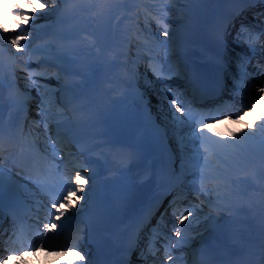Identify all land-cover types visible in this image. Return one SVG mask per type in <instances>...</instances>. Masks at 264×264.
Masks as SVG:
<instances>
[{"label": "rangeland", "instance_id": "obj_1", "mask_svg": "<svg viewBox=\"0 0 264 264\" xmlns=\"http://www.w3.org/2000/svg\"><path fill=\"white\" fill-rule=\"evenodd\" d=\"M39 1L45 4V7L37 8L36 12L27 11L32 20L17 29L8 21L13 15H21V10L11 9L12 0H0V55L6 51L16 59L9 67L15 74L10 77L9 83L13 89L6 90L8 97L0 94V131L5 130L12 119L20 120L21 123L20 131L12 137L14 143L10 144L8 135L0 134L1 196L18 198L22 193L35 197L37 192L42 191L39 186L32 183L34 182L32 177L20 170V164H23L20 162L23 160H26V164H31L27 166L31 167L32 172L39 171L43 175V166L51 168L50 165H62L60 154H55L57 144L55 138L48 132L47 122L58 119L63 128L81 141L94 132L96 118L108 116L109 119L106 120L110 138H106L104 142L112 148L113 145L118 146L116 145L118 137L124 139L126 147L131 152L124 155L134 158L131 166L142 165L137 172L135 189L146 186L150 191L151 172L148 184L146 181L140 183V179L142 176L145 178L144 168L148 165L152 167L159 159L168 163L175 160L173 179L192 187L193 190L202 186L199 184L202 177L209 180L206 187L201 189V198L183 196L182 200L176 202V206L168 208L165 215L184 214L181 219L183 226L181 220H174L173 225L164 223L172 233L169 236H161L164 250L152 253V257H161L155 260L158 264H184L194 246L205 242L207 236L212 233L205 221L216 218V215L208 205L220 204L234 191L233 184L227 185L234 182L231 178L232 172L239 170L253 151L264 154V131L261 130V126L264 125V92L259 91L264 88V49H260L264 47V0H244V5H253L254 10L260 7L258 17L248 12L246 15L234 17L229 22V19L221 14L214 16L213 29L216 32L213 34L216 36L213 39L221 41L224 47L221 53L226 55L229 62L226 66L228 96L221 103L225 108L224 112L208 119H205V114L201 110L192 107L193 104L197 105L195 100L187 105L185 100L176 99L175 94H170L169 77L177 73V62L180 58L176 57L180 50L176 45L178 37L175 39L176 35L165 32L169 25L175 27L174 32L185 26L194 28L191 27L192 21L188 20L186 15V13L190 15L191 12L186 7L172 5L169 1H165L168 12L163 10L164 7L147 9L141 6L142 12L138 13L140 18L135 20L132 26L128 23V27L123 29L122 24L125 22L123 19L137 18L125 10V5L131 2L132 6H138L140 3L143 4L142 1L140 3L134 0H65L63 3L61 0ZM194 5L198 6V3L195 2ZM207 6L205 5V8ZM173 10L184 14L171 12ZM44 12H56L57 15L48 17ZM122 15L125 18L122 19ZM148 17L153 20L148 21ZM145 20L154 26L149 33L142 31L141 36L149 38L152 42L145 45V53L135 52L131 56L129 52L135 49H130L131 42L123 43L122 37H130L133 29ZM161 22V28H156L155 25ZM239 23V28H231ZM3 24H8L7 31L3 29ZM32 26L37 29L32 30ZM253 27L256 29L252 30ZM258 28L262 30L257 31ZM185 33L184 31L183 34ZM206 35L207 33H204L200 37ZM17 36L26 37L21 41L28 39L30 43L17 47L12 43ZM43 36L45 38L36 40ZM73 37L82 39L74 43L70 40ZM138 41L139 37L135 42ZM11 47L15 49L10 50ZM42 47L43 50L36 53V48ZM119 49L122 53L118 52ZM84 53L88 54L81 58ZM144 54L143 70L139 74L135 65L129 66L126 57H130L137 64L138 59ZM163 55L165 59L167 58L164 64L160 62ZM65 59H69L71 64H77V69L67 71L61 65ZM3 61L0 59V63L4 65ZM78 71H87V74L79 73L71 77L70 73ZM4 73L5 69L0 70L1 78ZM28 74L33 76V81L29 79ZM141 75L147 77L149 83L138 87L135 82ZM73 82L78 84L77 95L72 97L76 109L65 107L60 102L59 95L67 94L66 86L68 83L74 84ZM144 91L148 96L139 100ZM21 93L28 94L29 104H23L20 110H16L13 107L18 100L14 98L21 96ZM167 103L169 106H165ZM177 105L182 111L177 110ZM193 111L195 115L190 113ZM159 117L162 122L159 121ZM17 136L21 141L16 139ZM201 144H204L206 149L204 159L198 165L196 152H192V149L198 148ZM157 151H162L163 154H157ZM141 152L144 153V158H140ZM100 155L107 157V154ZM201 166L200 177L195 178V172L198 173ZM208 168H212L213 172H209ZM134 171L135 175L137 170ZM260 173H264V166L252 176L258 177ZM238 180L239 187L246 185L247 176H240ZM216 183L220 184L219 189L214 188ZM228 188L232 191H227ZM122 189L118 190V194L124 196L123 200L127 202L131 191ZM207 190L210 194L206 193ZM137 192L138 190H135V193ZM26 197L28 201L39 203L37 199ZM172 198L175 200V193ZM80 200V203H83V199ZM42 203L51 206L50 202ZM58 205L64 207L65 203L59 202ZM52 209L51 206L50 210ZM65 211H71L70 207L65 208ZM204 213L207 215L206 219H203ZM186 215L188 219L184 220ZM53 216L57 218L64 215L56 213ZM177 227H182L180 236L176 235ZM49 235L48 229L42 232L34 248L36 246L38 248L40 242ZM58 247L53 245L51 249L58 250ZM21 264H38V260L30 262L25 258Z\"/></svg>", "mask_w": 264, "mask_h": 264}, {"label": "bare ground", "instance_id": "obj_2", "mask_svg": "<svg viewBox=\"0 0 264 264\" xmlns=\"http://www.w3.org/2000/svg\"><path fill=\"white\" fill-rule=\"evenodd\" d=\"M142 1L146 4V7H149V9H153V8H157V7H164L163 10L166 12H168V11L166 9L165 1H169L172 5H176V6L180 5V6L186 7L188 10L192 11V13L190 15H188L186 13V15L188 16V20L195 21L199 17H202L198 24H197V22H195L197 24V26H201V31L206 30L208 27H213V24L211 23V21L214 19L213 17L215 16L217 10H221V11H224L225 14L229 13V15H232L238 9V8L236 9V5L231 6L232 0H218V1H216V0H142ZM195 2H198L199 4L210 3L209 10L206 12L203 9L198 8L196 6L192 7L193 3H195ZM187 4H191V5H187ZM247 8L248 7L245 8V11L247 10ZM29 10H31V9H29ZM29 10H27V11H29ZM126 10L129 12L137 11L138 13H141L142 7L141 6H132L131 2H129V5L126 6ZM171 12H175L177 14H184V13H180V11H178V10H173ZM150 16L152 17V15H150ZM152 18L154 19L156 17L153 16ZM153 19L149 18L148 21L153 20ZM123 27L124 28L126 27V23H124ZM159 27H160V25L157 26V28H159ZM185 28H186L187 34H189L191 37H189V38L183 37L182 38V36L180 35V37L182 38V41L184 42V45L181 48V50L183 52V59H184L185 63H186V61L189 62L190 59L196 60L194 63L195 66L190 68V72L194 71L197 74V72L199 70H203V71L206 70V66H208L209 63H207L206 66H204V67H203V64H204L205 59L208 58V56H206L205 53H202V52L198 51L195 47H193L190 49L192 56L189 57L188 60H185L186 59L185 54L189 50L190 43H192L193 38L198 36L196 31H192V30L188 29L187 27H185ZM31 29L36 30L37 28L35 26H32ZM142 31H143V33H149L150 31H152V24L147 23L146 21L143 22L141 24V27H137L135 29V32H133L132 37L123 39L124 42H127V43L129 41L132 42L131 48L135 49V50L131 51V55L135 54V52H139V54L144 53L145 52L144 51L145 44L152 42L147 37H141L140 41L135 42V38L140 37V33H142ZM42 38H45V37L44 36L39 37L36 40H40ZM201 41L204 42V44H203L204 48L205 47H213L214 51L215 50L218 51L219 47L217 45H215V46L211 45L212 43L210 42L211 41L210 37H209V39L203 38ZM72 42L76 43L77 40H74ZM29 43H30V40L25 39V40L21 41V46H26ZM200 44H201V42H200V40H198L197 46H199ZM11 49L13 50V49H15V47H11L10 50ZM44 49H45V47H44ZM76 49H78V46H76ZM42 50H43V47L42 48H36V53L41 52ZM2 58L5 59V61L7 63L6 67H5L6 68L5 69V77L0 79V94L4 95V94H6V90L13 89V87L9 84L10 83L9 80H10V77L15 76V74H13V72H11V69H9V67L14 61H16V59L14 57L10 56V54L5 52V51H3V53H2L1 59ZM68 60L69 59H67V62H65V63L61 62V65L64 66V68L66 70H74L76 68V66L71 67V64L69 63ZM190 61H192V60H190ZM42 62L44 63L45 61L42 60ZM198 62H201V63H199V65L197 66ZM129 65H134L132 60L129 61ZM136 65H137L136 72L141 74V72L143 70V60H139ZM2 67H3V65H0V69H3ZM209 67L213 71V73H214L213 77L215 78L219 70L217 71L215 69V66L213 63L211 65H209ZM79 73L87 74V71H78L73 76H77V75H79ZM28 76H29L30 80H32V81L34 80L32 75L28 74ZM175 78L176 77H174L173 79H175ZM148 83H149V79L147 77L141 75L140 79L136 81L135 85L143 86V85H146ZM220 83H221V81L219 80L218 85L214 84V88L209 87V89H208L207 87H202L203 88L202 90H206L211 94H212V92L216 93V91L218 92V88L220 87L219 86ZM4 87H6V88H4ZM68 87H74V86L72 84H69ZM147 96H148L147 92H143V94L140 96V99L143 97H147ZM15 99L18 100L14 104L15 109H21L23 104H26L25 103L26 101L29 102L28 94L25 95L24 93H21V96L14 98V100ZM9 101H12V100H9ZM165 106H169V103L165 104ZM102 120L103 119H100L99 121H102ZM159 121H161L160 117H159ZM10 131H12V130H10ZM103 138H104V136L96 134V136L94 138L87 139V145L89 147L93 146V145H97L98 150H105L106 149L109 152H112L111 149H108L107 144H102L100 146L98 145L99 141L102 140ZM82 145L84 146V144H82ZM205 149H206V147L204 146V144H201L196 149H192V152H196L195 158L197 159L198 165L204 159ZM58 150H59V152L61 151L60 149H58ZM95 150H96L95 147H93L92 151H88L87 147H84L83 150L81 148V158H83V155L86 152L88 153V155L94 154L95 157H99L98 153H95L96 152ZM70 154H72V155L77 154V150L76 149L73 150L72 153H70ZM79 156H80V154H79ZM100 159L101 160L99 161V163L101 165L104 164L105 160L102 158H100ZM138 167H141V164H139L137 166V168ZM201 168H202V166L198 169V174H200ZM244 168H245V165L241 168L240 172L241 171L243 172ZM59 169L56 166H52L51 172L57 173L59 175V173H58L60 171ZM164 169H165V167H163V170ZM23 171H24V173L28 172L24 167H23ZM85 171H88V170H85ZM208 171L213 172V169L208 168ZM132 172L134 174V170ZM146 172L148 173V167L146 168ZM249 175H251V174H249ZM204 180H208V179L206 177H204ZM42 183L44 184L45 182H42ZM46 184L49 186L48 190L45 191V193H39V197H37V199L39 198V200H41V201L47 200L50 203H51V201L49 199H52L55 202H64L63 196L67 195L68 191L66 189L63 190L62 188L59 187V184L54 183L52 181H51V183H46ZM146 184H148V180H146ZM255 185H256V190H253L252 188ZM214 186L218 187L219 184L216 183V184H214ZM151 187H153V184ZM33 188H35V187H33ZM137 190H138L137 193H133L132 200L126 204V206L133 209V210H131V212L134 213V215H132V216L128 215L123 220L126 222V226H132V230H131V228H130V230H128V235L130 237V242L133 245V247H134V243L136 241L135 240L136 239V236H135L136 232L135 231L139 228V224H140L138 214H139V212H141L144 209V203L148 199L151 198L149 196V194H146L144 196V193L146 191V186L139 187ZM153 190H156V188H153ZM53 191L61 192L62 194L58 198H55L52 194ZM189 193H191V194H188L189 197H192L191 195L193 194V192H189ZM195 197H196V195H195ZM263 198H264V175H262L261 178L252 179L242 189L235 191L234 195L230 198V200H228V202H225L224 205L213 206V210L220 213L221 214L220 217H223V219H220L219 220L220 222L217 220L213 221L214 231L212 232V234L210 236H208V240H209L208 245L211 247H214L215 250H218V249L219 250L225 249V251L227 250L230 253L231 257L241 255V256H238L236 259L249 258V260L247 262H249L251 259L252 260L257 259V256H259V258L262 259V257L264 256L263 251H262V245L264 244V202H263ZM105 201H106V199H105ZM64 203H67V202H64ZM135 203H137V204L134 207ZM140 204H142V207H140ZM243 206L248 207V210L246 212L242 211ZM70 208L73 210V214H76L77 211L80 212V215H78V219L81 218V214H83L84 216H86L90 219V222H91L90 227L93 228L91 233H92V236H94L95 240L98 239L99 241H102V242L107 241L110 244L113 243V240H110V239H111V236L114 233V231L117 230V226L114 225L115 224L114 218H112V217L107 218L103 214H100L97 210L87 209V210L83 211V209H85L84 206H81V207L80 206H74L73 203H72V206ZM229 208H232V212L234 215L233 217L232 216H230V217L224 216V214L226 213V211ZM61 211L63 212L64 216L63 217L58 216L59 217L58 219L56 217L52 219V221H51L52 224H54V222L58 223V224L55 226V228H48L50 235H49V237L44 239L39 244V246L37 248V249H40L39 251H37V249L34 250V248H32V245L29 243L30 237L32 236L31 234L30 235H23V236H21L22 238L18 237L19 235H21L22 231L15 230V228L23 227L25 225L24 224L22 226L24 221H17V222L15 221L14 223H11L10 220H9L10 221L9 222V221L1 219V220H3V222L0 224V236L2 237V238H0V243H7L10 239H12V240L15 239L16 234H18L17 239L20 238V242L22 243V245L26 246L25 249H28V254L31 257V260H34V261L38 260L39 264H55L59 260H61L60 263L67 262V264H68L70 262H77L76 264H83L84 260L82 259V257L81 258L79 257L80 256L79 254L70 253V252H68V249H63L61 251H60V249H58V250H52L51 249V247L53 245L62 246L65 244H68L74 248V245L72 244L73 240H72V237H69V231H68L69 228H67V226L69 224L73 223L75 221V219L71 220V216L69 218H67L68 216L65 213L66 211H65V208L63 207V205H58L57 209H52L51 211L39 209L37 212H35V216L37 217L35 219H40L38 217H41L43 220H50L51 217H53V214L60 213ZM165 218L166 219H168V218H173V219L177 218L178 219L179 216H176V215L165 216ZM99 220L104 221L105 223H102ZM164 221L168 224V222L166 220H164ZM33 223H38V221L33 220ZM81 223H82V221H80L77 224H72L71 228H73L75 225H78V226L83 225V223L82 224ZM109 224H111L113 226V232H112V234L109 235V238L101 239L100 237H97L96 232L97 231H99V232L106 231L107 226ZM24 227L26 228L27 225ZM226 230L229 231L228 235L224 234V232ZM167 231H169V230H167ZM169 232H171V231H169ZM4 233H6V237H3ZM12 233L15 235H12ZM120 233H122V232H119L117 234H120ZM38 235L39 234L36 233V234H34L33 237L35 238ZM34 238H33V242H35V240H36V239L34 240ZM140 238H141L140 242L145 243L147 241L146 240L147 237L145 236V234H141ZM109 247L110 246H108L107 248L109 249ZM122 250H123V255L121 256L120 261L122 264H127L129 252L126 250L125 247H123ZM142 250H143V248H142ZM143 252H144L143 260H147V258H149V255H151L150 253L153 251H152V249L151 250L145 249V250H143ZM1 253H2V249H0V254ZM145 253H147V255H145ZM98 257H99V255H98ZM18 258H19L18 256L13 257L10 254V255H7L5 261H3V263H0V264H18L17 262L22 260L23 257L21 256L20 260H18ZM132 262H134V258H132ZM145 264H157V263H154L151 260L149 262H146Z\"/></svg>", "mask_w": 264, "mask_h": 264}, {"label": "snow or ice", "instance_id": "obj_3", "mask_svg": "<svg viewBox=\"0 0 264 264\" xmlns=\"http://www.w3.org/2000/svg\"><path fill=\"white\" fill-rule=\"evenodd\" d=\"M45 7V4L40 3L39 0H12L11 3V9L13 11H15L16 9H20L21 10V15L16 16L13 15L8 23L12 24L14 26V28H20V26L23 25H27L30 20L32 19V17H30L27 14V10L31 9L32 12H36L37 8L43 9ZM3 29L5 31L8 30V24H3L2 25ZM167 34V33H165ZM26 38V37H24ZM20 36H17L15 39L12 40V43L15 44L17 47H20L21 45V39H24ZM259 91L264 92V88H261ZM172 103H175V101H172ZM178 111H182V109H180V106L177 105L176 106ZM261 130L264 131V125L261 126ZM197 135H199V133H196ZM0 146H2V142H0ZM75 188L76 191H68L67 195L63 196V201L67 202L65 203L64 207L68 208L72 206V201L73 199H75L76 201H79L81 199V196L77 195V192H83L84 189V185L86 183L85 180L82 179L81 175L79 172H76L75 175ZM52 208L53 209H57L58 205L56 203L52 204ZM63 212H60V215H62ZM189 215H191V212H189ZM59 217H57L58 219ZM184 219H187V217H184ZM181 226H183V220H181ZM55 224H51V225H45V228H55ZM181 231H182V227L178 228L176 230V235L180 236L181 235Z\"/></svg>", "mask_w": 264, "mask_h": 264}]
</instances>
